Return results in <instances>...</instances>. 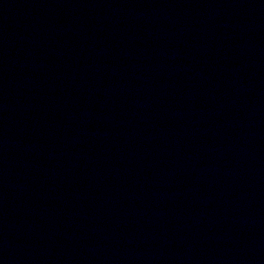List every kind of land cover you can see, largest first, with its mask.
<instances>
[{"label":"water","instance_id":"water-1","mask_svg":"<svg viewBox=\"0 0 264 264\" xmlns=\"http://www.w3.org/2000/svg\"><path fill=\"white\" fill-rule=\"evenodd\" d=\"M0 264H264V0H0Z\"/></svg>","mask_w":264,"mask_h":264}]
</instances>
